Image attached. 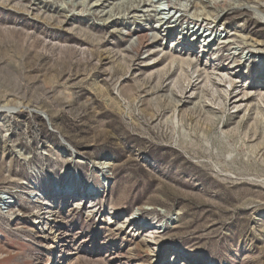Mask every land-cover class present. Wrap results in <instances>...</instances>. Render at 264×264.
<instances>
[{
	"label": "rangeland",
	"instance_id": "obj_1",
	"mask_svg": "<svg viewBox=\"0 0 264 264\" xmlns=\"http://www.w3.org/2000/svg\"><path fill=\"white\" fill-rule=\"evenodd\" d=\"M159 1L0 0V264H264V0Z\"/></svg>",
	"mask_w": 264,
	"mask_h": 264
},
{
	"label": "bare ground",
	"instance_id": "obj_2",
	"mask_svg": "<svg viewBox=\"0 0 264 264\" xmlns=\"http://www.w3.org/2000/svg\"><path fill=\"white\" fill-rule=\"evenodd\" d=\"M161 1V0H160ZM159 1V2H160ZM165 1V0H164ZM169 1H171V0H169ZM169 1H168V4H169ZM171 3V6H170V4H169V9H168V11L166 12L163 8H161L160 6V8L158 9H155V11H156V15H158V24H159V28H162V30H163V27H165L166 28V30H167V32H168V35H170L172 32H173V28L174 27H176V26H174V23L175 24H178L179 23V17H180V15L178 14L180 11H181V9H184V8H181L180 10H179V8H178V3H177V5H172V1L170 2ZM160 4V3H159ZM177 6V7H176ZM180 6V5H179ZM142 7V6H141ZM182 7V6H181ZM238 8H241V9H248V10H252L261 20H262V22H264V6H263V8H261V7H259V6H257V5H250L249 3H247V4H245V5H240V4H238ZM188 10H189V8H187ZM145 10V9H144ZM144 10H141V11H144ZM187 11V10H186ZM190 11V10H189ZM182 13H184L183 11H182ZM190 14V13H189ZM192 14H194V13H192ZM177 15H179V16H177ZM177 16V17H176ZM182 16V15H181ZM190 16H191V14H190ZM199 16V15H198ZM188 17V16H187ZM195 17V16H194ZM193 18V17H192ZM196 18H199V17H197L196 16ZM205 18V17H204ZM173 19V20H172ZM194 19V18H193ZM204 21V22H203ZM207 22V21H206ZM191 23H193V24H186L187 25V27H183V28H181L180 30H181V34H190L192 37H198L199 36V34H201L200 33V27H202V25H204V24H202V23H205V19H201V18H199V19H195L194 21H191ZM209 23V22H208ZM207 25V24H206ZM211 25V24H210ZM209 25V26H210ZM158 26V25H157ZM198 27V29H195V27ZM212 27V26H211ZM158 28V27H157ZM156 28V29H157ZM164 28V29H165ZM186 28H187V30H186ZM211 29V28H210ZM208 30V29H207ZM146 33V32H145ZM158 33V32H157ZM166 33V32H165ZM212 34H216L215 35V39L218 37V35H217V30L215 29V28H213L212 29V31H211V34L209 35V34H207V35H205L204 34V32L201 34V35H205V37L203 38V39H201V44H202V46L203 47H210V44H211V42L209 41V37L212 35ZM202 37V36H201ZM137 38H140L139 36H137ZM219 38V37H218ZM225 40H224V42H229L230 41V39H229V35L227 34L226 36H224L223 37ZM180 40V39H179ZM183 41H185V40H183ZM137 42H139V41H137ZM140 44V43H139ZM174 44V43H173ZM234 44V43H233ZM236 45V44H235ZM259 45L261 46V44L259 43V44H257V45H255V44H253L250 48H249V50L246 52V54L244 55V60H249V59H251L252 58V56H253V54L255 53V52H258V53H260L261 51H262V47H259ZM185 48H187V47H185ZM193 48H194V46H193V43H189V47H188V51H192L193 50ZM233 49H235V50H238V49H240V45L238 44L237 46H234L233 45V47H232ZM181 50H183V49H181ZM236 52V51H235ZM186 53V52H185ZM249 53H251V54H249ZM179 56V55H178ZM176 57V56H175ZM190 60H191V58L190 57H188V56H186V57H184V56H179L178 57V59H176V58H173V56H172V63H181L182 65L183 64H186V63H190ZM242 60H243V58H242ZM262 64V67H263V69H264V62H262L261 63ZM100 165H101V171H102V174H104V176H106V175H108V167H109V164H108V162L107 161H104V162H101L100 163ZM65 189V187H63V188H60V190H64ZM84 193H86V192H84Z\"/></svg>",
	"mask_w": 264,
	"mask_h": 264
}]
</instances>
